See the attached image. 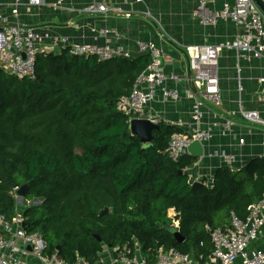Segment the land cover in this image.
<instances>
[{"label":"trees","instance_id":"obj_1","mask_svg":"<svg viewBox=\"0 0 264 264\" xmlns=\"http://www.w3.org/2000/svg\"><path fill=\"white\" fill-rule=\"evenodd\" d=\"M148 62V55L98 60L63 48L37 53L34 78L0 69V212L10 219L12 191L28 184L23 201L39 203L19 210L46 253L100 264L103 245L136 242L150 261L171 247L207 258L210 229L229 224L231 211L245 218L264 196V154L238 168L218 167L211 184L203 180L192 191L185 168L196 157L173 160L166 151L181 128L160 120L144 147L130 133L117 101ZM174 220L182 242L164 228Z\"/></svg>","mask_w":264,"mask_h":264},{"label":"built area","instance_id":"obj_2","mask_svg":"<svg viewBox=\"0 0 264 264\" xmlns=\"http://www.w3.org/2000/svg\"><path fill=\"white\" fill-rule=\"evenodd\" d=\"M114 1L128 3L145 0H92L82 8L76 9V12L82 15L105 16L116 12L130 15ZM24 4L33 7L44 5L51 8L66 7L64 0H0L1 70L18 77L34 78L37 53L58 52L63 48H68L73 56L94 55L98 60L130 56L131 49L119 43L120 34L106 26L98 30L101 42L86 43L72 42L68 35L54 33L46 27L21 23L20 9ZM191 13L200 25L215 27L223 20L232 23L236 30L229 40L195 45V52L187 59L189 73L184 80L188 85L184 93L191 96L193 102L185 124L181 121L170 123L183 129L181 132L173 133L167 143V154L173 160L187 154L188 146L193 141L202 143L204 147V144L213 137L215 126L219 127L221 136L232 132L234 119L229 114L222 115L219 123L203 122L204 104L208 102L217 106L221 103L218 76L220 52L223 50L235 52L238 90L243 88L239 60H264V13L254 0H196ZM145 14L150 16L148 12ZM10 17H14L15 22L10 21ZM135 50L147 51L149 62L134 79L130 92L118 99L117 108L128 115L129 119L147 117L159 123L162 120L159 116L145 113L146 106L158 93L162 102H176L180 97L177 84L182 78L173 72L164 73L162 63L165 51L156 42L137 40ZM257 78L264 84V72ZM168 80L172 81L173 85L167 84ZM237 118L253 126L264 127V118L258 110L245 109L240 104ZM237 142L243 145L244 137L239 136ZM217 152L212 151L210 154ZM219 154L225 162L224 166L238 168L234 165V154L224 150H220ZM211 182L212 175L206 180L207 184ZM16 188L12 191L14 199H18ZM19 209L17 204L10 219L0 212V264H29L30 259L36 260L39 264H89L83 257H77L74 262H70L56 252L46 253V243L42 235L38 231H29L24 227L25 217ZM167 214L173 217L174 209H168ZM177 223L178 221L174 220V225L177 226ZM209 235L212 250L207 258H203L202 255L195 257L171 247L159 248L154 260L150 261L141 255L140 247L135 242L133 247L128 244L120 248L109 247L110 249L106 250L107 260L102 258L104 251H101L100 264H264V249L249 247L250 242L264 237V196L248 206L245 218H240L231 211L229 224L223 228L210 229Z\"/></svg>","mask_w":264,"mask_h":264},{"label":"crops","instance_id":"obj_3","mask_svg":"<svg viewBox=\"0 0 264 264\" xmlns=\"http://www.w3.org/2000/svg\"><path fill=\"white\" fill-rule=\"evenodd\" d=\"M91 1L64 0L65 9L24 4L20 9L19 20L24 24L46 27L54 33L68 35L72 42H101L102 38L98 30L102 26L117 31L121 37L119 43L129 47L131 51H136L137 40L156 42L165 51L162 63L164 73L173 72L182 78L177 84L180 97L176 102H162L158 93L146 106L145 113L156 114L166 123L181 121L185 124L193 102V98L184 93L188 85L184 80L189 73L188 57L193 54L195 45L229 40L235 33V26L223 20L215 27L200 25L191 13L196 0H145L128 3L114 1L121 5L124 12L130 13L129 16L117 12L105 16L82 15L76 12V9L82 8ZM10 21L15 22V18L10 17ZM236 64L237 57L234 51L220 52L218 76L221 103L216 106L206 102L202 108L204 123H219L222 120L221 113L229 114L234 119L232 132L221 136L219 127L215 126L213 137L204 144L203 155L196 157L193 164L185 168L190 183L208 180L218 167L225 165L219 154L220 150L235 155L236 167L254 156L264 154V127L253 126L237 118L239 104L245 109L258 110L264 118V84L257 78L264 72V60H239L242 90H238L236 86ZM167 84L173 85V82L168 80ZM239 136L244 137L243 145L237 142ZM212 151L219 153L210 154ZM249 247L264 249V237L250 242ZM29 264L39 263L30 259Z\"/></svg>","mask_w":264,"mask_h":264},{"label":"water","instance_id":"obj_4","mask_svg":"<svg viewBox=\"0 0 264 264\" xmlns=\"http://www.w3.org/2000/svg\"><path fill=\"white\" fill-rule=\"evenodd\" d=\"M259 9L264 13V0H254ZM131 56H147L148 52L147 51H131L130 52ZM191 88H193V85L190 84ZM128 127L129 131L132 135L137 136L139 138V141L141 145L144 146H149L152 144L154 135L153 131L157 130L159 128V124L152 121L151 119L147 117H133L129 119L128 121ZM204 152V147L202 143L198 141H193L189 144L188 146V153L192 155L193 157H199L202 156ZM182 169L178 170V173H182ZM201 187V182L199 181H194L191 182V190H195L197 188ZM29 191V186L26 183H23L19 185L15 192L18 198L19 202H22L24 196L28 193ZM108 207H105L99 212V215H103L108 212ZM24 227H26V224H24ZM165 230H167L170 234L173 235L175 240L177 242H182L183 241V236L179 233L178 227L176 225H170V226H164ZM99 239V237H97ZM59 249V245L56 246V250Z\"/></svg>","mask_w":264,"mask_h":264},{"label":"rangeland","instance_id":"obj_5","mask_svg":"<svg viewBox=\"0 0 264 264\" xmlns=\"http://www.w3.org/2000/svg\"><path fill=\"white\" fill-rule=\"evenodd\" d=\"M15 201H16V205L18 204L19 205V207L21 208L22 206H27V205H29V204H37V203H39V200H37V199H35V200H27V201H23L22 200V202L20 203L19 201H18V199H15ZM20 211V210H19ZM21 212V211H20ZM178 224V223H177ZM110 248H109V246H107V245H103V248H102V251H106V250H109ZM102 258L104 257L106 260H107V253L106 252H103L102 253ZM191 255V254H190Z\"/></svg>","mask_w":264,"mask_h":264},{"label":"bare ground","instance_id":"obj_6","mask_svg":"<svg viewBox=\"0 0 264 264\" xmlns=\"http://www.w3.org/2000/svg\"><path fill=\"white\" fill-rule=\"evenodd\" d=\"M194 52H195V50H194ZM194 52H193V53H194Z\"/></svg>","mask_w":264,"mask_h":264}]
</instances>
